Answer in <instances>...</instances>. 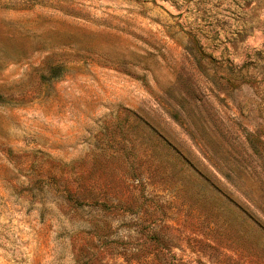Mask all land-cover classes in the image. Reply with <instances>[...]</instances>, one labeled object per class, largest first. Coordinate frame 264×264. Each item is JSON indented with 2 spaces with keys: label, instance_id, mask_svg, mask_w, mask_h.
<instances>
[{
  "label": "rangeland",
  "instance_id": "374dc122",
  "mask_svg": "<svg viewBox=\"0 0 264 264\" xmlns=\"http://www.w3.org/2000/svg\"><path fill=\"white\" fill-rule=\"evenodd\" d=\"M0 264H264V0H0Z\"/></svg>",
  "mask_w": 264,
  "mask_h": 264
}]
</instances>
